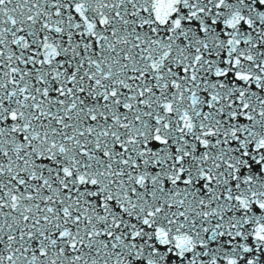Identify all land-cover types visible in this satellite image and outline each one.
I'll return each mask as SVG.
<instances>
[{"label":"snow or ice","instance_id":"1","mask_svg":"<svg viewBox=\"0 0 264 264\" xmlns=\"http://www.w3.org/2000/svg\"><path fill=\"white\" fill-rule=\"evenodd\" d=\"M0 264H264V0H0Z\"/></svg>","mask_w":264,"mask_h":264}]
</instances>
